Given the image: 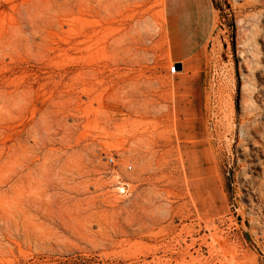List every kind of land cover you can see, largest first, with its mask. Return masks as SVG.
<instances>
[{"label": "rangeland", "instance_id": "rangeland-1", "mask_svg": "<svg viewBox=\"0 0 264 264\" xmlns=\"http://www.w3.org/2000/svg\"><path fill=\"white\" fill-rule=\"evenodd\" d=\"M259 1L0 0V264H264Z\"/></svg>", "mask_w": 264, "mask_h": 264}, {"label": "bare ground", "instance_id": "bare-ground-1", "mask_svg": "<svg viewBox=\"0 0 264 264\" xmlns=\"http://www.w3.org/2000/svg\"><path fill=\"white\" fill-rule=\"evenodd\" d=\"M259 3L263 4L264 0H260ZM264 21V16L262 17L261 15H258L257 17L254 18V23L252 24V26L250 27V31H249V55H246L243 59V67L245 68V71L247 72L248 76L251 78L253 74H255L254 72H256L257 70H259L260 63L264 62V55H262L263 53L261 52L262 50H264V25H261V21ZM262 42V45L259 46L258 43ZM263 70V69H262ZM248 78V77H247ZM248 78V79H250ZM247 79V80H248ZM252 80V78H251ZM254 80V78H253ZM255 83V81H254ZM246 91V90H245ZM248 92V96H247V100L245 101L247 103V108L246 110L250 109L251 112H256L258 113L260 108L259 106H256L253 102V98L257 95V93L259 92L257 90L256 87H252V89H248V91H246V93ZM261 93V91H260ZM263 93V92H262ZM257 99V97H256ZM262 99V98H261ZM245 103V104H246ZM245 116V115H244ZM246 116L248 117V114H246ZM252 116V114H251ZM246 117V118H247ZM250 118V116H249ZM248 118V120H249ZM257 118V117H256ZM243 119V118H242ZM254 119V118H253ZM246 120V119H244ZM214 121V120H213ZM243 121V120H242ZM246 122V121H245ZM244 122V123H245ZM250 122V121H249ZM254 122V121H253ZM243 124V123H242ZM244 125V124H243ZM256 125V124H255ZM249 128V127H248ZM258 131V130H257ZM249 136V135H248ZM246 137V135L244 136ZM258 137V136H257ZM249 138V137H248ZM263 140V145H264V139ZM261 141V140H260ZM246 143V142H245ZM260 145L261 148L264 150V146ZM257 146V145H256ZM171 151V150H170ZM249 152V151H248ZM170 184V183H169ZM264 185V184H263ZM119 190H122V188H120ZM257 190V189H256ZM260 192V191H259ZM254 193V192H253ZM258 193V192H257ZM261 193V192H260ZM248 195V194H247ZM249 197V196H248ZM263 197V195L261 196Z\"/></svg>", "mask_w": 264, "mask_h": 264}, {"label": "crops", "instance_id": "crops-1", "mask_svg": "<svg viewBox=\"0 0 264 264\" xmlns=\"http://www.w3.org/2000/svg\"><path fill=\"white\" fill-rule=\"evenodd\" d=\"M207 33H208V29H207ZM172 34H173V38H176L175 34H177V30L175 27H172ZM201 43L202 41L197 42L196 40L194 41L193 39H190L186 43H184L183 46H181L180 43L177 42L172 44H173V49L176 48L177 50H184L186 53H193L199 51Z\"/></svg>", "mask_w": 264, "mask_h": 264}, {"label": "built area", "instance_id": "built-area-1", "mask_svg": "<svg viewBox=\"0 0 264 264\" xmlns=\"http://www.w3.org/2000/svg\"><path fill=\"white\" fill-rule=\"evenodd\" d=\"M169 76L174 77L179 74V70L176 65H172L168 71ZM108 163L113 164V159L109 158Z\"/></svg>", "mask_w": 264, "mask_h": 264}, {"label": "water", "instance_id": "water-1", "mask_svg": "<svg viewBox=\"0 0 264 264\" xmlns=\"http://www.w3.org/2000/svg\"><path fill=\"white\" fill-rule=\"evenodd\" d=\"M176 66H177L178 70L181 69V64L180 63H178Z\"/></svg>", "mask_w": 264, "mask_h": 264}]
</instances>
